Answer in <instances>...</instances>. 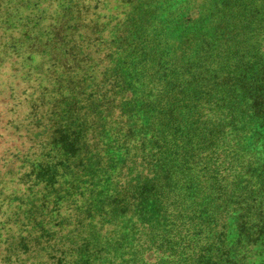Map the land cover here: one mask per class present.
<instances>
[{
  "label": "trees",
  "instance_id": "16d2710c",
  "mask_svg": "<svg viewBox=\"0 0 264 264\" xmlns=\"http://www.w3.org/2000/svg\"><path fill=\"white\" fill-rule=\"evenodd\" d=\"M54 4L0 264H264V0Z\"/></svg>",
  "mask_w": 264,
  "mask_h": 264
},
{
  "label": "rangeland",
  "instance_id": "374dc122",
  "mask_svg": "<svg viewBox=\"0 0 264 264\" xmlns=\"http://www.w3.org/2000/svg\"><path fill=\"white\" fill-rule=\"evenodd\" d=\"M54 7V0H0V228H16L12 199L40 189H29L25 175L40 163V33Z\"/></svg>",
  "mask_w": 264,
  "mask_h": 264
}]
</instances>
